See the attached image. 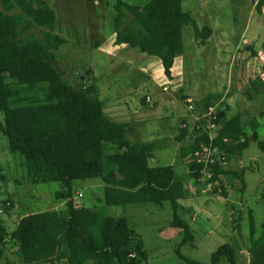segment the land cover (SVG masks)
Masks as SVG:
<instances>
[{"label": "rangeland", "instance_id": "obj_1", "mask_svg": "<svg viewBox=\"0 0 264 264\" xmlns=\"http://www.w3.org/2000/svg\"><path fill=\"white\" fill-rule=\"evenodd\" d=\"M148 1L125 0L131 6ZM45 2L56 12L55 33L66 40L56 51L57 67L64 79L71 85L80 84L79 88L85 81L96 84L108 117L130 123V140L154 144L151 161L173 165L177 179L185 184L186 197L179 203V214L190 225L193 242L183 244V231L172 226L175 211L171 202L107 207L113 217L126 215L142 239L148 253L143 264H189L183 257L210 264L212 255L225 244L235 248L238 264H250L248 248L261 236L264 223V151L258 143L264 141V7L260 13L259 0H182L183 11L200 28H212L213 34L202 46L193 26L184 28L185 51L177 59L172 77L165 74L160 59L116 44V0ZM17 12L20 10L12 13ZM131 19L125 8L122 23ZM47 30L32 27L26 35L42 38ZM30 94L43 96V90ZM188 96L195 99V111L187 107ZM205 102L226 109L228 118L241 116L248 124L250 138L254 130L249 124L257 123L258 141L251 138L244 153L228 161L229 168L240 172L242 179L224 175L222 191L204 192L202 184L192 189L190 164L181 154L182 146L196 133ZM184 125L189 137L179 141ZM0 169L6 179L0 182V209L4 210L0 217L9 233L26 214L65 206L66 200L57 196L62 185L37 183L29 177L23 157L11 151L2 130ZM73 198L79 207L105 205L104 183L101 179L75 181ZM5 257L16 260L11 248ZM85 264L109 262L88 257ZM220 264L230 262L223 259Z\"/></svg>", "mask_w": 264, "mask_h": 264}, {"label": "trees", "instance_id": "obj_2", "mask_svg": "<svg viewBox=\"0 0 264 264\" xmlns=\"http://www.w3.org/2000/svg\"><path fill=\"white\" fill-rule=\"evenodd\" d=\"M263 7L264 0H259L260 13ZM125 8L132 19L123 24ZM116 9V44L160 59L168 77L173 76V67L184 54L186 26H193L202 46L213 34L212 28H200L183 11L182 0H149L143 6L116 0ZM14 10L20 12L12 13ZM56 24V12L45 0H0V113L4 116L0 130L7 136L11 151L23 157L28 176L37 183H60L63 189L58 199L66 200L61 209L22 216L11 233L0 217V264H40L55 259L62 264H85L88 257L106 258L109 264H143L148 253L142 239L126 215L113 217L107 213L108 206L171 202L175 211L172 226L183 231V244L193 242L194 233L179 214L186 187L177 179V170L173 165L152 162L154 144L131 141V124L108 117L96 84L85 81L76 89L77 85L64 79L57 67L56 51L66 40L55 33ZM32 27L48 30L42 38L27 36ZM38 89L43 90V96L30 94ZM209 105L205 102L200 113ZM217 117L215 142L226 151L228 161L241 156L251 138L258 141L256 122L249 124L254 130L250 138L248 124L241 116L228 118L227 110L218 108ZM195 129L189 137L188 126L182 128L178 140L189 137L181 154L197 183L203 166L197 164L194 153L201 141H209V134ZM258 143L264 151V141ZM215 174L242 179L229 165H217ZM86 179L102 180L105 205L75 204L73 183ZM5 180L0 169V182ZM223 193L227 195L225 187ZM251 225L254 235L253 219ZM262 226L261 236L248 248L250 264H264V223ZM8 248L13 249L15 261L5 257ZM183 259L189 264H204ZM223 259L238 264L232 245L221 246L210 264H220Z\"/></svg>", "mask_w": 264, "mask_h": 264}, {"label": "built area", "instance_id": "obj_3", "mask_svg": "<svg viewBox=\"0 0 264 264\" xmlns=\"http://www.w3.org/2000/svg\"><path fill=\"white\" fill-rule=\"evenodd\" d=\"M167 89V88H165ZM186 103L189 111H195V99L192 97L186 98ZM217 110L218 106L214 103H210L200 116L197 118L196 127L203 129L209 134V141H201L195 150L194 157L197 164L202 167V176L198 179L197 183L194 182L192 189L198 188L199 184L204 185L203 191H215L220 189L222 191V183L225 181L224 175L216 177L215 167L217 165H228L227 153L224 149L215 142V135L218 129L217 123ZM187 125H184L186 127ZM227 142V140H225ZM218 189V190H219ZM4 213L3 209H0V214Z\"/></svg>", "mask_w": 264, "mask_h": 264}, {"label": "crops", "instance_id": "obj_4", "mask_svg": "<svg viewBox=\"0 0 264 264\" xmlns=\"http://www.w3.org/2000/svg\"><path fill=\"white\" fill-rule=\"evenodd\" d=\"M20 219H21V218H20ZM19 221H20V220H19ZM19 221H18L17 224L15 225L16 227L18 226ZM16 227L13 229V231L16 229ZM55 261L57 262L58 260L55 259ZM13 264H19V263H18V262H15V263H13Z\"/></svg>", "mask_w": 264, "mask_h": 264}, {"label": "water", "instance_id": "obj_5", "mask_svg": "<svg viewBox=\"0 0 264 264\" xmlns=\"http://www.w3.org/2000/svg\"><path fill=\"white\" fill-rule=\"evenodd\" d=\"M90 72L88 71L87 72V74H89ZM85 78V76L83 77V79ZM79 86H80V84L77 86V88L76 89H79Z\"/></svg>", "mask_w": 264, "mask_h": 264}]
</instances>
